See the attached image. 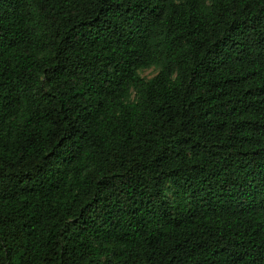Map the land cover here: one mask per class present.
I'll use <instances>...</instances> for the list:
<instances>
[{"label": "trees", "instance_id": "1", "mask_svg": "<svg viewBox=\"0 0 264 264\" xmlns=\"http://www.w3.org/2000/svg\"><path fill=\"white\" fill-rule=\"evenodd\" d=\"M0 264H264V0H0Z\"/></svg>", "mask_w": 264, "mask_h": 264}, {"label": "rangeland", "instance_id": "2", "mask_svg": "<svg viewBox=\"0 0 264 264\" xmlns=\"http://www.w3.org/2000/svg\"><path fill=\"white\" fill-rule=\"evenodd\" d=\"M159 72V69L156 67H151L148 69H142L139 71V74L142 78L144 79H152L153 77H155Z\"/></svg>", "mask_w": 264, "mask_h": 264}]
</instances>
